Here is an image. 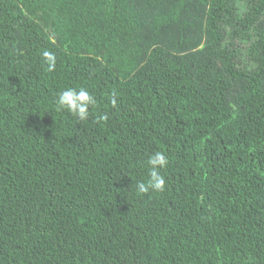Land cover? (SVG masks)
<instances>
[{
    "label": "trees",
    "instance_id": "1",
    "mask_svg": "<svg viewBox=\"0 0 264 264\" xmlns=\"http://www.w3.org/2000/svg\"><path fill=\"white\" fill-rule=\"evenodd\" d=\"M0 264H264V0H0Z\"/></svg>",
    "mask_w": 264,
    "mask_h": 264
},
{
    "label": "clouds",
    "instance_id": "2",
    "mask_svg": "<svg viewBox=\"0 0 264 264\" xmlns=\"http://www.w3.org/2000/svg\"><path fill=\"white\" fill-rule=\"evenodd\" d=\"M42 60L47 71L51 72L56 67L55 53L45 50L41 53ZM96 104L95 97L84 88H67L58 93L56 106L60 111H67L80 121H85L89 117V110ZM112 105L116 106V100H112ZM106 115H101L98 120H107ZM168 158L162 151L151 154L147 160L149 166L148 179L138 182L136 190L138 194H148L149 192H163L165 190V178L161 170L168 165Z\"/></svg>",
    "mask_w": 264,
    "mask_h": 264
}]
</instances>
